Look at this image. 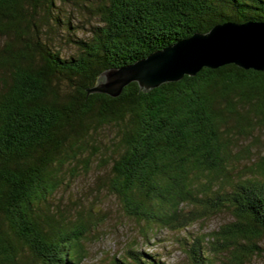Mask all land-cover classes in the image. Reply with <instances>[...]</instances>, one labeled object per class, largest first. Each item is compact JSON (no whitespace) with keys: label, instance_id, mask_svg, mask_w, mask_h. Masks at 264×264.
Returning a JSON list of instances; mask_svg holds the SVG:
<instances>
[{"label":"trees","instance_id":"1","mask_svg":"<svg viewBox=\"0 0 264 264\" xmlns=\"http://www.w3.org/2000/svg\"><path fill=\"white\" fill-rule=\"evenodd\" d=\"M70 1L97 16L89 37L70 34L74 27L63 11ZM84 1L0 0V264H82V240L92 224L85 217L60 222L63 214L50 199L63 183L62 167L93 148L107 126L116 130L108 189L126 213L177 229L226 207L236 221L223 227L219 246L243 248L245 239L249 253L259 250L264 140L255 136L234 150L264 129V70L203 67L149 91L131 82L116 97L85 88L105 69L194 32L262 22L264 0ZM60 27L76 45L69 56L47 34ZM252 147L262 154L248 174L234 176L235 163ZM185 203L201 204L200 213H185ZM188 252L192 264H206L201 239ZM141 253L128 249L111 264H163ZM234 262L241 264L239 255Z\"/></svg>","mask_w":264,"mask_h":264},{"label":"rangeland","instance_id":"2","mask_svg":"<svg viewBox=\"0 0 264 264\" xmlns=\"http://www.w3.org/2000/svg\"><path fill=\"white\" fill-rule=\"evenodd\" d=\"M91 1L101 0L84 2ZM64 8L74 27L70 30V34L74 32V39L89 37L91 26L98 23L97 16L90 10L78 9L71 1ZM66 33L61 27L53 35L52 29L47 30L54 47L61 51V55L69 56L76 52V45L66 40ZM3 43L4 38L0 37V49ZM115 133L113 126L104 127L95 135L93 148L71 165L66 163L62 167L60 178L63 183L50 199L52 210L63 214L58 217L60 222L85 217L92 224L82 240L85 249L82 264H111L114 256L127 257L128 249L141 251L143 258L151 255L163 264H192L188 250L197 238L202 240L206 264H235L238 255L241 264H264V236L255 240L260 249H254L253 253L248 252L247 247L251 244L245 239L241 240L245 245L243 248L240 245H230L226 249L219 246L225 234L221 232L223 227L236 221L229 208L201 213L199 219L177 229L126 213L121 201L108 189L112 162L110 144ZM255 136L264 140V129L255 130L249 139L239 140L240 146L234 151L239 152L241 147L250 145ZM261 151L259 147H252L249 156L243 153L235 163L233 175L248 174V167L258 160ZM181 207L185 213L201 211L199 203H185Z\"/></svg>","mask_w":264,"mask_h":264},{"label":"water","instance_id":"3","mask_svg":"<svg viewBox=\"0 0 264 264\" xmlns=\"http://www.w3.org/2000/svg\"><path fill=\"white\" fill-rule=\"evenodd\" d=\"M230 63L264 70V21L225 22L206 33L194 32L133 63L105 69L96 85L85 90L116 97L126 85L136 82L138 90L149 91L184 75L193 76L203 67L214 69Z\"/></svg>","mask_w":264,"mask_h":264}]
</instances>
